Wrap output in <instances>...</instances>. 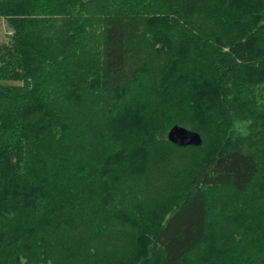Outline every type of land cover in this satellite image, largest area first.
<instances>
[{"label":"trees","instance_id":"16d2710c","mask_svg":"<svg viewBox=\"0 0 264 264\" xmlns=\"http://www.w3.org/2000/svg\"><path fill=\"white\" fill-rule=\"evenodd\" d=\"M0 17V264H264V0Z\"/></svg>","mask_w":264,"mask_h":264},{"label":"water","instance_id":"95a60500","mask_svg":"<svg viewBox=\"0 0 264 264\" xmlns=\"http://www.w3.org/2000/svg\"><path fill=\"white\" fill-rule=\"evenodd\" d=\"M167 140L176 146H201L200 135L193 130L183 126L174 125L166 134Z\"/></svg>","mask_w":264,"mask_h":264},{"label":"rangeland","instance_id":"374dc122","mask_svg":"<svg viewBox=\"0 0 264 264\" xmlns=\"http://www.w3.org/2000/svg\"><path fill=\"white\" fill-rule=\"evenodd\" d=\"M11 36V29L5 20V18L0 17V44L8 43ZM13 84H18V82H10Z\"/></svg>","mask_w":264,"mask_h":264}]
</instances>
